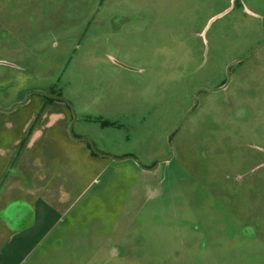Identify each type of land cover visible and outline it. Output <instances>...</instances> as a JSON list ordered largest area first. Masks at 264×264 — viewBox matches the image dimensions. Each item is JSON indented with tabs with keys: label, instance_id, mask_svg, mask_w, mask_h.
<instances>
[{
	"label": "rangeland",
	"instance_id": "1",
	"mask_svg": "<svg viewBox=\"0 0 264 264\" xmlns=\"http://www.w3.org/2000/svg\"><path fill=\"white\" fill-rule=\"evenodd\" d=\"M262 16L264 0H0V109L30 94L0 110V207L35 215L0 210L21 237L3 264H264V44L214 90ZM198 88L151 171L62 155L64 103L34 93L151 167Z\"/></svg>",
	"mask_w": 264,
	"mask_h": 264
},
{
	"label": "water",
	"instance_id": "2",
	"mask_svg": "<svg viewBox=\"0 0 264 264\" xmlns=\"http://www.w3.org/2000/svg\"><path fill=\"white\" fill-rule=\"evenodd\" d=\"M261 24H262V26L264 27V16L261 17ZM263 44H264V41H262L261 43L255 45V46H254L253 48H251V49H250V50H249L244 56H242V57H240V58H238V59H236V60L230 62V63L227 65V67H226V72H227V75H228L227 80L224 82L223 85L218 86V87H215L214 90H217V89H219V88H223V87L226 85V83H227L228 80H229V68H230V66H231L234 62H236V61H240V60L246 58V57H247V56H248V55H249V54H250L255 48H257V47H259V46H261V45H263ZM199 90H200V88H198V89L195 90V93H194V102H193V104L190 106V108L187 110V112L184 114V116L181 118V120L176 124V126H175L172 130H170V132L168 133V135H167V137H166L167 144H168L169 147H170V154H169V156L166 157V158H163V159H159V160H158L153 166H151V167L143 166L142 164H140V163L136 160V158H134L133 156H130V155H127V156H121V157H116V156H111V155H108V154L102 153L101 151H99V150L94 146L93 142H92L89 138H85V137H81V138L87 140V141L90 143V146H91L92 150H93L94 153L97 154L98 156L109 157V158H111V159H113V160L131 159V160H133V161H134V162H135V163H136L141 169L151 171V170L155 169V168L159 165L160 162H162V161H168V160L172 157L173 152H172L171 144H170V137H171V134H172V132H173L176 128H178V127L181 125V123L184 121V119H185L186 116L189 114V112H190V111L195 107V105L197 104V93H198ZM31 93H33V92H31ZM34 93H39V94L45 95V96H47V97H51V98L59 99V100H62V101H66V102L69 103V105L72 107L71 103H70V102H69L64 96H61V95H58V94H54V93H49V92H41V91H34ZM29 95H30V94H28V95L25 97V99H23V100L20 101V102L15 103V104H14L13 106H11L10 108H7V109H0V110H2V111H8V110H11L15 105L24 103V102L27 100V98H28ZM72 114H73V116H72V120H71V122H70V124H69V127H68V130H69V133H70V134H72V130H71V128H72V123H73V121L75 120V113H74L73 107H72ZM77 139H79V138H77ZM15 202H16V204H24L25 206L29 207L27 204H25L24 201H21V200L11 202L10 204H12V203L14 204ZM10 204H9V205H10ZM9 205H8V206H9ZM0 217H1L4 221H6V218H5V216H4L2 213H0ZM20 221H21V220H20ZM20 221H19V222H20ZM6 223L9 224V222H6ZM10 225H11V224H10ZM18 227H20V225H18L17 227H12V229H16V228H18Z\"/></svg>",
	"mask_w": 264,
	"mask_h": 264
},
{
	"label": "flooded vegetation",
	"instance_id": "3",
	"mask_svg": "<svg viewBox=\"0 0 264 264\" xmlns=\"http://www.w3.org/2000/svg\"><path fill=\"white\" fill-rule=\"evenodd\" d=\"M260 22H261V18H260ZM262 25V24H261ZM263 27V26H262ZM264 28V27H263ZM231 67V66H230ZM230 69V68H229ZM224 84V81H222L221 83H220V85L219 86H221V85H223ZM200 91V90H199ZM199 91H198V93H199ZM195 93V92H194ZM198 93H197V95H198ZM44 97H47V96H45V95H43ZM29 97V96H28ZM49 98H51V97H49ZM28 99V98H27ZM55 99V98H54ZM57 100H59V99H57ZM62 103H64V110H63V114H64V116H65V118H66V124H68V127H69V124H70V122H71V120H72V116H73V114H72V107L69 105V103H67L66 101H62V100H60ZM26 102V101H25ZM196 106V105H195ZM195 108V107H194ZM193 108V109H194ZM192 109V110H193ZM191 110V111H192ZM190 111V112H191ZM61 112H62V110H61ZM189 112V113H190ZM185 120V119H184ZM73 123H74V121H73ZM73 123H72V127H73ZM182 124V123H181ZM121 126V124H119V127ZM68 127H67V133H65L66 134V138L67 139H69L68 141H66V142H64L63 144H62V148H60L62 151V155H64V156H66V155H68L69 153L68 152H71L72 153V151H73V149H74V151H75V154H76V159H78V160H83L84 159V157H83V155H81V153H80V150H79V148H80V146L82 145V146H84L85 147V150H86V153L89 155V156H98L97 154H95L94 153V151L92 150V148H91V146H90V143L87 141V140H85V139H82L81 137H77V136H75L74 135V133H73V130H72V128H71V130H72V134H70L69 133V130H68ZM102 127H104V126H102ZM177 129V128H176ZM175 129V130H176ZM174 130V131H175ZM173 131V132H174ZM173 132H172V134H173ZM172 134H171V136H172ZM69 135V136H68ZM27 136V135H26ZM70 137V138H69ZM77 138H79V139H77ZM86 138V137H85ZM92 141V140H91ZM170 141H171V137H170ZM93 142V141H92ZM72 144H77L78 146L77 147H72ZM94 144V143H93ZM95 146V145H94ZM169 146V145H168ZM170 150V149H169ZM169 154H170V152H169ZM169 156V155H168ZM167 156V157H168ZM104 157V156H103ZM166 158V157H165ZM163 159V158H162ZM153 165V164H152ZM151 165V166H152Z\"/></svg>",
	"mask_w": 264,
	"mask_h": 264
},
{
	"label": "crops",
	"instance_id": "4",
	"mask_svg": "<svg viewBox=\"0 0 264 264\" xmlns=\"http://www.w3.org/2000/svg\"><path fill=\"white\" fill-rule=\"evenodd\" d=\"M59 111H61V110H59ZM78 145L77 144H72V147H77ZM59 148H61L60 146H58ZM25 149V148H24ZM26 149H29V148H26ZM74 150V149H73ZM79 150H80V153H81V155H83V157H84V159H89L91 156H89L87 153H86V150H85V147L84 146H80V148H79ZM86 156H88L87 158H86ZM16 198H18V199H16ZM13 199V200H12ZM18 200H22V201H24L23 199H19V197H15V198H11L10 200L8 199L7 201H6V203L7 204H10L11 202H14V201H18ZM25 203H27V205L29 206V208H30V210L32 211V221H33V218H34V212H33V209L34 208H32V206L29 204L30 202L28 201V202H26V201H24ZM6 203L4 204V206H6ZM4 206H2V207H0V210L4 207ZM31 221V222H32ZM2 227H4V229L6 230V231H15V229H12V227H11V225L10 224H7L1 217H0V228H2ZM4 229H1V230H3V232H2V234L4 233ZM7 233V235H11V237H12V245H11V248L10 247H8V246H6V245H1L0 246V261H1V263L0 264H3V262L4 261H7V260H9L10 258H12L13 256H18L19 255V251H18V247L16 246V243H19L18 242V240H16L15 242H14V239H20L21 237H20V235H18V234H14V232H12V234H8V232H6ZM17 233H19V232H17ZM25 236V235H24ZM1 238L3 239V235L1 236Z\"/></svg>",
	"mask_w": 264,
	"mask_h": 264
},
{
	"label": "trees",
	"instance_id": "5",
	"mask_svg": "<svg viewBox=\"0 0 264 264\" xmlns=\"http://www.w3.org/2000/svg\"><path fill=\"white\" fill-rule=\"evenodd\" d=\"M45 99L47 100V101H50V100H57V99H54V98H49V97H45ZM60 101V100H59ZM100 125L101 126H106V125H118V126H116V127H119V124H117V123H115V122H110V121H106V120H104V121H101L100 122ZM28 135V134H27ZM25 139V138H24ZM22 148V147H21ZM19 150H20V148H19Z\"/></svg>",
	"mask_w": 264,
	"mask_h": 264
}]
</instances>
